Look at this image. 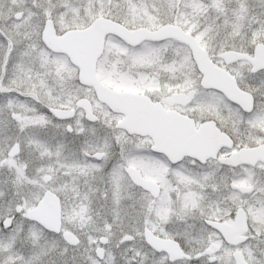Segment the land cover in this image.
<instances>
[{
  "label": "snow or ice",
  "instance_id": "1",
  "mask_svg": "<svg viewBox=\"0 0 264 264\" xmlns=\"http://www.w3.org/2000/svg\"><path fill=\"white\" fill-rule=\"evenodd\" d=\"M0 264H264V0H0Z\"/></svg>",
  "mask_w": 264,
  "mask_h": 264
}]
</instances>
